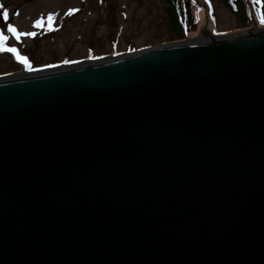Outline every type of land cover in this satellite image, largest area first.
<instances>
[{
    "label": "water",
    "instance_id": "water-1",
    "mask_svg": "<svg viewBox=\"0 0 264 264\" xmlns=\"http://www.w3.org/2000/svg\"><path fill=\"white\" fill-rule=\"evenodd\" d=\"M207 37L0 79V264H264V28Z\"/></svg>",
    "mask_w": 264,
    "mask_h": 264
},
{
    "label": "rangeland",
    "instance_id": "rangeland-1",
    "mask_svg": "<svg viewBox=\"0 0 264 264\" xmlns=\"http://www.w3.org/2000/svg\"><path fill=\"white\" fill-rule=\"evenodd\" d=\"M193 1L196 23L190 18L186 36L178 38L164 0H0V34L7 37L0 39V78L25 69L76 64L184 40H200L205 27L208 33L218 36L264 28L261 14L251 0L245 4V24L242 2L234 11L226 0ZM5 10L7 20L3 17ZM37 20L42 21L41 26H37ZM9 24L20 33L35 35L16 39L8 31ZM13 47L27 57L30 67L6 50Z\"/></svg>",
    "mask_w": 264,
    "mask_h": 264
},
{
    "label": "trees",
    "instance_id": "trees-1",
    "mask_svg": "<svg viewBox=\"0 0 264 264\" xmlns=\"http://www.w3.org/2000/svg\"><path fill=\"white\" fill-rule=\"evenodd\" d=\"M239 0H226L227 5H237ZM260 9L264 12V0H255ZM166 13L170 23L174 28L175 35L178 38L186 36L188 29L187 25L190 18L194 19L196 23V15L194 10L196 8L193 0H164ZM245 4V1L243 0ZM194 8V9H193ZM244 24L248 22L247 15L241 14Z\"/></svg>",
    "mask_w": 264,
    "mask_h": 264
},
{
    "label": "snow or ice",
    "instance_id": "snow-or-ice-1",
    "mask_svg": "<svg viewBox=\"0 0 264 264\" xmlns=\"http://www.w3.org/2000/svg\"><path fill=\"white\" fill-rule=\"evenodd\" d=\"M69 14H71V13H69ZM3 17H4L5 20L8 19V11L7 10H5L3 12ZM51 20H52V16H49L48 17L49 24L51 23ZM261 23H264V14L261 15ZM36 24H37V26H41L42 21L37 20ZM8 31L12 32L15 35L16 39H19L21 35H29V36H34L35 35V32L20 33V32L17 31L16 27H14L11 24L8 25ZM0 39L6 40L7 37L3 36L2 34H0ZM6 50L15 53L17 59H19L22 63H24L25 65H28L30 67V64L28 62L27 57L21 56L16 48H14V47L13 48H7Z\"/></svg>",
    "mask_w": 264,
    "mask_h": 264
},
{
    "label": "bare ground",
    "instance_id": "bare-ground-1",
    "mask_svg": "<svg viewBox=\"0 0 264 264\" xmlns=\"http://www.w3.org/2000/svg\"><path fill=\"white\" fill-rule=\"evenodd\" d=\"M252 30L253 31H258L259 29L257 28V27H255V28H252ZM203 34V36H205V37H207L208 35H209V33H208V28L207 27H205V29H204V32L202 33ZM211 34V33H210ZM203 36H201V37H199L200 39L201 38H203ZM113 57V56H112ZM86 62H82L81 64H85ZM52 70V69H51ZM50 72V71H49ZM25 74H27V73H25ZM21 75H23V71H22V73L21 74H18V73H16V74H12V75H8V76H6L5 78H0V79H11V78H16V77H19V76H21Z\"/></svg>",
    "mask_w": 264,
    "mask_h": 264
}]
</instances>
